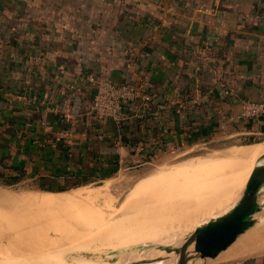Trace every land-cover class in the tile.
Segmentation results:
<instances>
[{"label":"crops","instance_id":"obj_1","mask_svg":"<svg viewBox=\"0 0 264 264\" xmlns=\"http://www.w3.org/2000/svg\"><path fill=\"white\" fill-rule=\"evenodd\" d=\"M97 79L150 95L127 105L124 132L91 112ZM245 101L264 102V0H0L4 177L62 185L74 171L99 177L264 136V115L242 117Z\"/></svg>","mask_w":264,"mask_h":264},{"label":"rangeland","instance_id":"obj_2","mask_svg":"<svg viewBox=\"0 0 264 264\" xmlns=\"http://www.w3.org/2000/svg\"><path fill=\"white\" fill-rule=\"evenodd\" d=\"M263 143L264 136H256L254 138L244 137L220 143L200 144L191 149L178 148L173 151L168 150L160 152V154L155 157L136 163L129 161L127 163L130 164V166L118 168V170L107 178L100 179V177L97 176L85 178L78 186L58 192L39 189V183L33 180H16V182H14V178L11 176H0V264H143L142 262L144 261H151L146 262L148 264L153 263L152 260H154V258L167 254L165 250H163L162 254H158L162 248L167 245H179L191 229L207 221L209 214H212L222 204L226 206V193L230 182L227 183L224 194L212 200H207L208 197H205L201 189L205 186V180L206 185L209 186L210 183L208 180L210 181V179H212L211 177L214 176L215 170H202L204 173L199 171L202 173H197V177L194 175L196 178H198V175H205L207 178L199 177L197 180L200 184L195 180L196 178L192 181V183L197 182L196 187L198 188V186H201V189H197L192 183L187 184V182H183L187 184V187L192 185L196 188L195 190H199L200 192L194 190L198 192V195H195L196 193H193V190H188V188L186 190L183 188L185 184L184 186L183 184H179L181 187H177V184L176 186L174 185L176 188L173 190L176 189L178 193L177 188H180L179 190L181 192L183 191L182 194L188 196L189 201L191 200V202H189L190 204H188V198L186 199L185 197L187 205L193 208L191 207L190 211L188 206L186 214H183V212L178 209H174V207L180 209V207L183 205L185 206L186 203L185 200H181L183 197L181 196L182 194L179 196L181 198L177 200L178 194L175 193L176 191L172 190L174 196L177 194V196L174 197L177 201L174 200L175 202L173 203H177V205L179 203V207L173 205L172 209L173 211L175 210V215L178 210L177 214L179 217H176L167 206L170 203L173 204L172 201H161L162 199H160L161 203L155 201L156 204L159 205L158 208H161L162 202L167 204L165 206L166 208L163 205V213L161 212L162 208L160 210L157 208L161 213H155L158 211L154 213L164 215L165 210L169 209L171 213L167 212L168 210L166 213L172 215H170L171 217L168 215H166L167 217H163V215L159 216L161 218L160 222H156L155 219H157V217H155L156 215L153 213L154 210L151 211L153 207L156 210V204L152 203V206L149 205L148 210L150 207L152 208L150 211L154 214V219H152L153 216L151 219L153 223H157V225L155 224L156 226H153L151 222H149L151 220L149 218L151 213L145 208V215L149 212V215L147 214L149 219H147L142 215L144 213L141 211L143 210L144 203L147 202L146 200L152 197H150V192L158 191V187L156 186L159 185V182L162 181V179L169 180L167 179L166 173L171 175V173L168 172H174L177 168L184 166V164L186 165L195 159L209 156L215 152L226 151L234 147L242 148L244 152H246L253 148L263 146ZM159 173H161L162 177ZM208 174L210 175L209 179L207 176ZM156 175H159L157 176V180ZM163 176L165 178H163ZM151 178L152 180L154 179L153 182L156 186L154 190V183H152L153 186L151 185L150 189L153 188V190L151 189L150 191L147 186L150 184V181L152 182V180H150ZM159 178L160 180H158ZM247 178L248 177L244 178L241 183ZM202 179L204 186L201 182ZM147 180L149 181L147 182ZM146 182L148 185L145 184ZM156 182H158V185ZM144 186L147 187V189L144 188ZM160 186L162 188H159L161 191L163 189L165 190L161 184ZM172 188L173 186L170 187V189ZM181 188L185 189V191ZM190 188L194 189L191 186ZM205 188L206 187H204V190ZM188 191H192L193 198H191ZM138 192L139 194L136 195ZM186 192L189 195L185 194ZM143 193H147L146 195L144 194L145 198L147 197L146 199ZM199 193L202 194L203 197L199 195ZM148 194L150 195L148 196ZM131 195L133 196L132 198ZM141 195H143V197ZM134 196L138 200H136ZM137 196L144 198L146 202L144 199L138 198ZM194 196H201L202 200L201 197H199L200 201L198 203L197 200L199 198H195L197 199L195 201ZM162 198H164V196ZM41 199H45L50 205L41 204ZM139 199H141V202H138ZM182 199H184V197ZM192 199L194 203L196 202L197 204H192ZM181 201L185 204L182 205ZM128 202L131 203L128 205ZM259 202H262L264 206V187L259 192ZM131 204L139 208L142 205L141 211L139 209V211H137L136 207H133L132 211ZM137 204L139 206H137ZM148 204H150V202H148ZM122 205L124 206L122 207ZM145 205H147V203ZM211 206L213 207L210 208ZM125 208L126 210H124ZM128 208H130L129 211L127 210ZM134 210L137 214L139 212L142 213L138 215L144 217L145 221H143V225H138L137 222L139 220L141 222L143 218L135 214ZM117 212H119V214ZM179 212H181V216ZM172 216L175 219L170 220ZM103 217L105 219H103ZM165 217H169V220L166 221ZM137 218H139V220ZM162 218H165L166 224H161V222H164ZM255 218L259 219L256 220V225L250 228L242 239L238 241L240 244L242 243V248L241 246L239 248L240 251L250 250L251 248L255 250L257 247L254 253L245 255L237 261L221 263L222 260H217L216 262L211 260L208 264H234L243 262L246 259L263 258L264 207L260 212L255 214ZM136 219L137 221L135 222ZM144 222H149L150 225L146 227L148 223L146 224ZM134 223L137 224V226ZM144 226L148 229H145ZM245 242L248 243L246 245L244 244V246L243 243ZM46 257L50 259L48 261H43ZM52 259L54 260L52 261Z\"/></svg>","mask_w":264,"mask_h":264},{"label":"bare ground","instance_id":"obj_3","mask_svg":"<svg viewBox=\"0 0 264 264\" xmlns=\"http://www.w3.org/2000/svg\"><path fill=\"white\" fill-rule=\"evenodd\" d=\"M264 144V143H263ZM245 150H248V149H245ZM264 155V145L263 146H259V147H256V148H253V149H251V150H248V151H246V152H244V150L242 149V148H231V149H228V150H226V151H220V152H215V153H213V154H211V155H209V156H205V157H201V158H198V159H195L194 161H192V162H189V163H187L186 165L184 164V166H181V167H179V168H177L174 172H168V173H171V175H168L167 173H166V176H167V179H169V180H164V179H162V181H158L159 182V185H158V182H156V184L158 185V186H156L155 185V183L153 182L154 181V179L152 180V178L153 177H155V176H153L150 180H152V182L150 181V184L148 185L147 184V182L149 181V180H147V182L145 183V184H147L148 186L147 187H149V189H150V187H151V185H152V183H154V190H155V186L156 187H158V191H154V192H150L151 193V195L150 194H148V196L150 195V197H151V199H148V200H146L145 201V199L147 198H145V195L148 193L147 192V190H146V192L147 193H143V195H144V198H142L143 197V195H141L142 197H139V196H137L138 198H141V199H144V201L147 203V205H145L146 203H144V201H143V203H144V207H143V210H144V212H143V210L141 211V208H142V205H141V207L139 208V207H136V206H132L133 204H131L130 206H132V211H133V207L135 208L136 207V209H137V211H141L142 213H144V214H142L141 212H139V213H141L143 216H145L147 219H151L152 218V216H153V218L152 219H154V214L155 213H161L163 210H164V208H162V206L164 205V207L167 205V204H164V202H162L163 204H161L162 206H160L161 208H162V210H161V212H159L158 211V206L159 205H157L156 204V202H159V203H161L160 202V199H162L161 201H168V202H171L172 201V203L173 202H175V201H177V200H179V198H181V197H179L181 194H182V192L179 190L180 188H177L178 189V193H177V190L175 189V190H173L174 188H176L175 186H176V184L178 185L177 187H181L179 184H183V186H184V184H185V186L183 187V188H185L186 190H187V188H188V190L190 189V190H193V193H196L195 195H198V192H195V191H199V190H195L197 187H196V183L198 182L199 183V181L197 180L199 177H205V175L204 176H199L198 175V178H196L197 177V173L199 174V173H204V171H214L215 170V173H214V176H215V178H214V176L213 177H211L212 179H210V181L208 180V182L210 183L209 184V186L208 185H206V180H205V183L203 182V179L201 180V182H202V185L204 186V184H205V186L204 187H206L205 188V190H204V187H202V189L198 186V188L197 189H201L202 191L201 192H203V194H205V197H208V199L207 200H212L213 198H216L217 196H222L223 194H224V192H225V190H226V186H227V183L229 182V185H228V188H227V193H226V206L224 205V204H222L221 206H219L212 214H209L208 215V217H207V220L208 219H210V218H213V217H216V216H219V215H221V214H223L224 212H226L227 210H229L236 202H237V200L239 199V197L241 196V194L246 190V188H247V186H248V184H249V181H250V179H251V174H252V172H253V169H254V166L257 164V162H258V160L261 158V156H263ZM202 170H204V171H202ZM199 171H202V172H199ZM213 173V172H212ZM160 174V176L162 177V175H161V173H159ZM210 174V173H209ZM207 175L208 176V179H209V177H210V175ZM194 175H196V177L194 176ZM201 175V174H200ZM157 176H159V175H156V180H157ZM165 176V175H164ZM163 176V178H165ZM192 177H194V178H192ZM246 177H248L247 179H245L242 183H241V181L244 179V178H246ZM192 180H191V179ZM196 178V179H195ZM200 178V179H201ZM197 180V182H193L192 183V181L193 180ZM199 179V180H200ZM205 179H207L206 177H205ZM158 180H160V178L158 179ZM214 181V183H213V181ZM183 182H187V184L189 183V184H191L192 183V185H194V186H192V185H189V187H187V184L186 183H183ZM195 183V184H194ZM204 183V184H203ZM241 183V184H240ZM144 184V185H145ZM160 184L162 185V187H164L165 188V190L163 189L162 191H161V186H160ZM200 184V183H199ZM240 184V185H239ZM175 185V186H174ZM239 185V186H238ZM146 186V185H145ZM144 186V188H146L147 189V187H145ZM153 186V185H152ZM160 186V187H159ZM173 186V188L172 189H170V187H172ZM190 186L191 187H193L194 189H192V188H190ZM238 186V187H237ZM159 188H161V189H159ZM168 188H169V190H168ZM183 188H181L182 190H184L185 191V189H183ZM152 190H153V188H151ZM151 189H150V191H151ZM176 191L175 193H177L178 194V199L177 200H175L174 199V197H176L177 196V194L174 196L173 194V191ZM195 190V191H194ZM204 190V191H203ZM160 191V192H159ZM142 192H144V191H142ZM189 192V194L191 195V198H193V193H191L192 191H188ZM200 192V191H199ZM204 192H206V193H204ZM173 193V194H172ZM180 193V194H179ZM137 194H139V192L138 193H136V195ZM140 194H141V192H140ZM157 194V195H156ZM170 194H172V195H170ZM185 194H188L187 192L185 193ZM188 194V195H189ZM135 195V194H134ZM199 195H202V194H200L199 193ZM164 196V198H162ZM165 196H166V198H165ZM181 196H183L184 197V199H182L181 198V200H185V197H186V199L188 198V196H185L184 194H182ZM133 196L131 195V198H132ZM173 197V198H172ZM190 197V196H189ZM199 197H201V196H194V199L195 198H199ZM202 197H203V195H202ZM202 197H201V200H202ZM134 198H135V196H134ZM172 198V199H171ZM190 198V199H191ZM130 199V198H129ZM136 199V198H135ZM141 199H139V201L138 202H141L140 200ZM136 200H138V199H136ZM175 200V201H174ZM188 200V204H190L189 202H191V200L189 201V198L187 199ZM197 199H195V201H196ZM156 201V202H155ZM192 201H193V203L192 204H197L196 202L194 203V200L192 199ZM199 201H200V198L197 200V202L199 203ZM132 202V201H131ZM131 202H128V205L131 203ZM148 202H150V204H148ZM182 202V201H181ZM40 203L41 204H46V205H50V203H48V201H46L45 199H41L40 200ZM134 203H137V202H134ZM142 203V204H143ZM152 203H155L156 205V210L154 209V207H153V209L150 207V209H152L151 211H153V213L155 212V211H158V212H155L154 214L153 213H151V211H150V209L148 210V208H149V205L150 206H152L151 204ZM158 203V204H159ZM167 203V202H166ZM185 203H186V200H185ZM185 203H183L182 202V205L183 204H185ZM124 205H126V204H124ZM124 205H122V207L124 206ZM127 205V206H128ZM172 205V206H171ZM173 205L175 206V205H177V203L176 204H169V205H167L168 206V208H170V210L173 212V214L175 213V210L173 211V209H172V207H173ZM186 205H187V203H186ZM182 206V207H180V209L179 208H176V207H174V209H178V210H180V211H182L183 212V214H186L187 213V211L188 210H186L187 209V207L189 206V205H187V206ZM129 206V207H130ZM137 206H139L138 204H137ZM146 206V207H145ZM171 206V207H170ZM178 207H179V203H178V205H177ZM180 206H181V204H180ZM225 206V207H224ZM183 207H185V208H183ZM192 207V206H191ZM191 207L189 206L188 207V209L190 210L191 209ZM213 206H211L210 208H212ZM224 207V208H223ZM131 208V207H130ZM130 208H128L127 210L129 211V209ZM145 208H146V210H148L150 213H151V215H149V212H147V214L150 216H147V214L145 215ZM158 208V209H157ZM160 208V209H161ZM166 208V207H165ZM181 208H182V210H181ZM193 208V207H192ZM223 208V209H222ZM139 209V210H138ZM159 209V210H160ZM123 210V209H122ZM124 210H126V208L124 209ZM168 210V211H167ZM167 210H165V213H166V211L167 212H170L169 211V209H167ZM178 210H177V213H178ZM184 210V211H183ZM186 210V211H185ZM135 211V210H134ZM191 211V210H190ZM111 212V211H110ZM125 212V211H124ZM185 212V213H184ZM118 214H119V212H117ZM138 213V214H139ZM163 213V212H162ZM164 213V215L163 214H155L156 216L155 217H157V219H155L156 220V222H160V217L159 216H162L163 215V217L164 216H166V215H168L169 217H171L170 215H172V214H170V213H166L165 214ZM176 213V217H179L178 216V214ZM181 212H179V214H180ZM190 213V212H189ZM218 213V214H217ZM118 214H117V216H118ZM121 214H122V212H121ZM135 214H137L136 213V211H135ZM137 214V215H138ZM217 214V215H216ZM142 215H138V216H141V218H143V219H141L142 221L140 222V220H139V218H137L139 221L137 222L138 223V225L139 224H141V225H143L142 223H143V221H145L144 220V217L142 216ZM158 215V216H157ZM173 215V216H174ZM182 214H180V216H181ZM216 215V216H215ZM173 216H172V219H170V220H173V219H175V218H173ZM174 216V217H175ZM149 217V218H148ZM159 217V218H158ZM167 217V216H166ZM165 217V218H166ZM168 217V218H169ZM164 218V219H165ZM168 218H166V221L167 220H169ZM103 219H105L104 217H103ZM137 219L135 220V222L137 221ZM151 219V220H152ZM158 219H159V221H158ZM163 219V218H162ZM163 219V221L164 222H161V224L163 223V224H166L165 222V220ZM149 221V222H151V225H153V226H156L157 225V223H153V220L152 221ZM86 221V220H85ZM162 221V220H161ZM149 222H147L148 223V225H146V227L147 226H149L150 224H149ZM144 223H146V222H144ZM146 223V224H147ZM153 223V224H152ZM135 224V223H134ZM156 224V225H155ZM136 226H137V224H135ZM158 225H159V223H158ZM97 227H99V226H97ZM145 226H144V228L145 229H148V228H146ZM151 227V226H150ZM150 229V228H149ZM143 230V229H142ZM249 230V229H248ZM248 230L245 232V233H243V234H241L230 246H228L225 250H223V251H221L214 259H212V261H214V262H216L220 257V260H222V262H232V261H237L238 259H240V258H242L243 256H245V255H248V254H250V253H254V251L255 250H257V247H256V249L255 250H253V248H248V249H250V250H246V251H244V250H242V251H240L239 250V248H240V246H241V244L238 242V241H240L241 239H242V237L248 232ZM113 231V230H112ZM141 231V230H140ZM133 232V231H132ZM129 233V232H128ZM136 233V232H135ZM134 233V234H135ZM146 235V234H145ZM138 237V236H137ZM141 237V236H140ZM62 238V237H61ZM152 238V237H151ZM63 239V238H62ZM109 239V238H108ZM126 239V238H125ZM130 239V238H129ZM134 239V238H133ZM136 239V238H135ZM253 239V238H252ZM104 240V239H103ZM119 240H121V239H119ZM255 240V239H254ZM67 241H68V239H67ZM93 241V240H92ZM133 241V240H132ZM251 241V240H250ZM115 242V241H114ZM116 242H117V240H116ZM242 242V241H241ZM248 242H249V240H248ZM248 242H245V243H243V245L245 244H247ZM106 243V242H105ZM105 243H104V245H105ZM112 243V242H111ZM252 244V243H251ZM244 245V246H245ZM83 246V245H82ZM248 246V245H247ZM255 246V245H254ZM95 247V246H94ZM93 247V248H94ZM109 248V247H108ZM111 248V247H110ZM241 248H242V246H241ZM243 248H245V247H243ZM246 249V248H245ZM75 251V250H74ZM228 251V252H227ZM162 252L163 251H161L160 250V253H158V254H162ZM165 256V259H163V260H161V261H156V262H153V263H150V264H176V260H177V255L175 254V253H173V252H171V253H167V254H165L164 255ZM50 258L49 257H46V258H44V260L43 261H48ZM54 259H52V261H53ZM203 262V260L202 259H200V258H193V259H190L188 262H187V264H201ZM143 264H148V263H143Z\"/></svg>","mask_w":264,"mask_h":264},{"label":"water","instance_id":"obj_4","mask_svg":"<svg viewBox=\"0 0 264 264\" xmlns=\"http://www.w3.org/2000/svg\"><path fill=\"white\" fill-rule=\"evenodd\" d=\"M263 187L264 155L254 166L246 190L229 210L195 226L185 235L179 245H167L161 251L175 253L177 255L176 264H187L193 258H200L203 260L201 264H208L241 234L256 225V220L259 219L255 218V214L264 207L263 203L259 202V192ZM164 255H160L152 261H161L165 259ZM146 262L151 261L142 263Z\"/></svg>","mask_w":264,"mask_h":264},{"label":"built area","instance_id":"obj_5","mask_svg":"<svg viewBox=\"0 0 264 264\" xmlns=\"http://www.w3.org/2000/svg\"><path fill=\"white\" fill-rule=\"evenodd\" d=\"M95 92L91 102V112L103 120H111L121 124L128 119L127 105L149 102V94L141 93L136 86L115 84L107 79H97ZM241 115L244 118H254L264 115L263 101H245L242 105Z\"/></svg>","mask_w":264,"mask_h":264},{"label":"trees","instance_id":"obj_6","mask_svg":"<svg viewBox=\"0 0 264 264\" xmlns=\"http://www.w3.org/2000/svg\"><path fill=\"white\" fill-rule=\"evenodd\" d=\"M127 107L128 106H126V111H127ZM128 113V112H127ZM96 119H98L97 117H95ZM99 120V119H98ZM101 120V119H100ZM107 121H111V120H107ZM112 122V121H111ZM110 123V122H109ZM114 123V122H113ZM120 127H121V129L123 130V132H124V129H125V127L127 126V122L126 121H124V122H122L121 124H118ZM123 138H124V136H123ZM49 153V152H48ZM53 153H55L54 151H51V157L53 158ZM40 155H42L41 153H40ZM64 155H65V153H64ZM66 155H67V153H66ZM22 168V169H21ZM20 169L22 170V171H24V172H29V174L32 172L33 174L35 173V171H33L32 169H30L29 171H26L27 169L26 168H24L23 166L22 167H20ZM96 170V169H95ZM116 170H118V164H116L109 172H106V171H103L102 169H101V171L98 173V176L100 177V179H103V178H107V177H109V176H111L112 174H113V172H115ZM88 171V170H87ZM86 170L84 171H74V173H73V175H74V177L76 178V181L74 180V181H72V182H66V183H63L62 185H56L55 184V182L54 181H52V180H48V179H43L42 180V182L41 183H39L38 184V186H39V189H42V190H46V191H52V192H58V191H63V190H66V189H68V188H71V187H75V186H78L79 184H80V182L83 180V179H85L84 177V175L85 174H91L92 172H94V169H90V171H88L87 172ZM31 173V174H32ZM78 173L81 175H83L84 177L83 178H81L82 180H80L78 177H77V175H78ZM68 175H71L70 173L68 174ZM0 176H3L2 174H0ZM16 180H18L17 178H14V182H16Z\"/></svg>","mask_w":264,"mask_h":264}]
</instances>
